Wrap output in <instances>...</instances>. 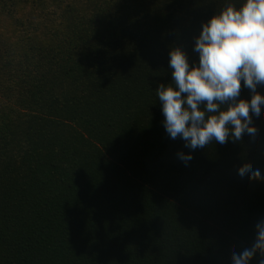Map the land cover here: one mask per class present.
Here are the masks:
<instances>
[{"label":"trees","instance_id":"trees-1","mask_svg":"<svg viewBox=\"0 0 264 264\" xmlns=\"http://www.w3.org/2000/svg\"><path fill=\"white\" fill-rule=\"evenodd\" d=\"M242 3L0 0V264H231L252 246L264 180L238 169L264 173V116L255 141L192 151L154 91L170 50L198 64L202 25Z\"/></svg>","mask_w":264,"mask_h":264},{"label":"clouds","instance_id":"clouds-1","mask_svg":"<svg viewBox=\"0 0 264 264\" xmlns=\"http://www.w3.org/2000/svg\"><path fill=\"white\" fill-rule=\"evenodd\" d=\"M193 50L199 60L191 66L181 48L170 50L173 83H159L154 90L166 133L192 151L244 136L255 141L256 127L250 125L264 116V0L221 9L202 25ZM241 80L251 92L249 100L239 99ZM177 155L185 164L193 158L191 153ZM238 176L241 183L264 180L260 169L247 166L238 169ZM255 231L252 246L234 252L231 264H250L257 254L258 264H264V219Z\"/></svg>","mask_w":264,"mask_h":264}]
</instances>
